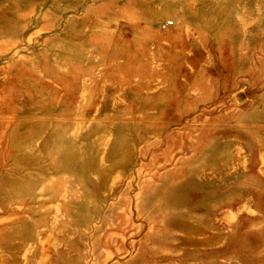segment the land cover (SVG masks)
Returning a JSON list of instances; mask_svg holds the SVG:
<instances>
[{
    "label": "rangeland",
    "instance_id": "rangeland-1",
    "mask_svg": "<svg viewBox=\"0 0 264 264\" xmlns=\"http://www.w3.org/2000/svg\"><path fill=\"white\" fill-rule=\"evenodd\" d=\"M133 1L0 0V264H264V0Z\"/></svg>",
    "mask_w": 264,
    "mask_h": 264
},
{
    "label": "crops",
    "instance_id": "crops-1",
    "mask_svg": "<svg viewBox=\"0 0 264 264\" xmlns=\"http://www.w3.org/2000/svg\"><path fill=\"white\" fill-rule=\"evenodd\" d=\"M177 2H178V4H179V6H180V8H182V13L185 15H187V16H190V15H192L191 14V4H190V2H184V0H177ZM133 6H134V9H135V12L136 13H140V14H143V15H147V14H149V10H148V7H147V2L146 1H144V0H142V3H137L136 4V0H134L133 1ZM167 29V28H166ZM174 42L176 41V44L177 45H182L181 43L182 42H180V40H178V39H175V40H173Z\"/></svg>",
    "mask_w": 264,
    "mask_h": 264
},
{
    "label": "built area",
    "instance_id": "built-area-1",
    "mask_svg": "<svg viewBox=\"0 0 264 264\" xmlns=\"http://www.w3.org/2000/svg\"><path fill=\"white\" fill-rule=\"evenodd\" d=\"M172 21H165L164 23H163V25H162V29H166L169 25H172Z\"/></svg>",
    "mask_w": 264,
    "mask_h": 264
}]
</instances>
